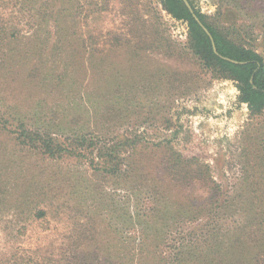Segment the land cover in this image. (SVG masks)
I'll use <instances>...</instances> for the list:
<instances>
[{
  "label": "rangeland",
  "instance_id": "1",
  "mask_svg": "<svg viewBox=\"0 0 264 264\" xmlns=\"http://www.w3.org/2000/svg\"><path fill=\"white\" fill-rule=\"evenodd\" d=\"M16 1L0 0V32L19 31L7 52L18 56L0 64L4 106L61 140L103 129L174 155L156 147L133 189L0 129V264H264V113L194 52L187 22L161 0H34L24 12ZM191 1L264 57V0ZM171 159L179 179L162 168Z\"/></svg>",
  "mask_w": 264,
  "mask_h": 264
},
{
  "label": "trees",
  "instance_id": "2",
  "mask_svg": "<svg viewBox=\"0 0 264 264\" xmlns=\"http://www.w3.org/2000/svg\"><path fill=\"white\" fill-rule=\"evenodd\" d=\"M162 5L168 13L179 20L187 22L189 27V38L192 43L194 52L203 60L207 67H215L222 73L225 78L232 79L237 82L239 89V99L248 105L251 115L264 113V57L254 48L246 47L238 44L228 38L223 32L218 30L212 23L209 22L206 13L198 9L193 2L195 12L208 27L212 33L219 54L215 53L212 40L204 29L195 21L190 9L183 0H161ZM34 0H17L15 6L20 11H32ZM41 10V9H40ZM33 19L41 20V15L33 14ZM19 31L15 25L11 27H3L0 32V64L6 60V57L13 58L18 55L12 54L14 48L11 45L14 39H18ZM61 37V36H60ZM4 51L2 52V50ZM24 55H19L22 58ZM234 60V61H232ZM89 107L94 112L95 118L101 120L97 116L99 109H95L98 103L95 100L88 101ZM4 104H6L4 102ZM95 109V110H94ZM114 111V109H110ZM96 111V112H95ZM101 117H105L107 121L114 118L110 113ZM24 117L19 113L17 105L4 106L0 102V129L7 130L13 128L17 132V137H24L19 144L27 146L29 149H36L38 154L51 158H65L68 154H76L86 156L90 164L103 174L114 176L116 179H121L130 188L135 189V185L147 186L146 181L153 172L149 166V159L152 156V151L159 147L169 156L174 153L172 149L164 144H150L145 138H140L139 135L118 136L105 135L103 129L100 132L90 131L92 135L86 136L82 134H72V141L61 140L53 136L49 130L41 127L27 126L22 120ZM102 125H107L102 122ZM109 124V123H108ZM11 126V127H10ZM90 126V125H89ZM89 128V127H88ZM103 134V135H102ZM33 150V149H32ZM176 154V153H175ZM167 160L168 157L166 156ZM146 160L148 162H146ZM166 161L162 166L165 173L173 179H179V165L174 161ZM180 160V155H178ZM169 163V164H167ZM164 175V174H163ZM165 176V175H164ZM160 177V176H159ZM179 184V183H178ZM194 200H187L182 206H185L186 211H191L194 206ZM33 213L37 218L46 215V211L40 210ZM183 233H179L180 240L184 239ZM177 237V235H176ZM244 250V249H243Z\"/></svg>",
  "mask_w": 264,
  "mask_h": 264
},
{
  "label": "water",
  "instance_id": "3",
  "mask_svg": "<svg viewBox=\"0 0 264 264\" xmlns=\"http://www.w3.org/2000/svg\"><path fill=\"white\" fill-rule=\"evenodd\" d=\"M185 2V4L187 5V7L190 9L193 18L195 19V21L204 29V31H206V33L209 35V37L212 40V44H213V48L215 53L219 54L214 37L212 35V33L210 32V30L208 29V27L204 24V22L200 19V17L197 15V13L195 12V9L193 7V5L191 4L190 0H183ZM220 55V54H219ZM234 61V60H232ZM235 62V61H234Z\"/></svg>",
  "mask_w": 264,
  "mask_h": 264
}]
</instances>
